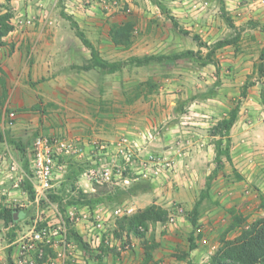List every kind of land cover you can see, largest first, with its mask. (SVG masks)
Returning <instances> with one entry per match:
<instances>
[{"label":"rangeland","instance_id":"1","mask_svg":"<svg viewBox=\"0 0 264 264\" xmlns=\"http://www.w3.org/2000/svg\"><path fill=\"white\" fill-rule=\"evenodd\" d=\"M184 1L0 0V13L9 12L11 14L9 21L13 27L12 30H15L14 33L9 34L11 30L8 35L4 37V44H0V78H3L6 82L10 79V85L12 87L11 99H22L24 95L22 94L19 96V93H21L19 89H23L25 85L34 88L36 84L28 79L26 73L23 75L22 73L17 74L12 72L10 75L3 69L2 65L7 59L13 57L15 51L21 52L22 59L26 60L28 64L34 62V58L36 57V44L42 45V47L45 48L61 44L65 46L70 45L72 48L81 46L85 47L86 51L90 53L91 50L77 35L75 28V23H77L104 58L111 61L121 60L126 62L125 66L120 71L108 76L107 73H104L100 68H92L97 72L94 73V77L90 78L99 83L97 89L104 96H97L95 98L92 97L93 94L90 93V96L86 99L91 104L89 108L100 105L101 109L106 108L121 111L123 107L137 100L139 94L147 95L148 93H153L159 89L162 83H171L172 80H175V82L180 81V86L183 85V90L188 94V98L184 103L187 109L183 108L184 111H187L188 107L192 106L206 109H210L214 106H221L223 109H226L227 107L236 105L237 102H240L241 107L245 109L246 99L241 98V90L242 85L248 77L255 83L259 81L261 90L263 91L264 89V78H260L257 69L260 52L264 43L260 42L259 38L256 37L253 32L247 31L246 26H237L236 24L237 28L230 26L227 18H230L233 22L234 20L228 13L226 0ZM182 5H188L187 10L192 12L193 16L199 18L195 21L196 23L199 22L201 23L200 25H203L202 19H207V17L212 16V19L224 22L225 25L229 27V31L217 35L214 40L209 43L204 39L203 33L197 32L195 29L187 30L184 25L172 15V13L177 12ZM29 17L33 19L30 26L19 23L20 19L26 20ZM114 24L121 26L130 25L129 33L131 44L128 47L116 45L113 42L110 36V30ZM249 24L252 23L250 22ZM195 28L200 29L201 27L197 25ZM182 31H188V33ZM35 32L37 34H35ZM237 33H241L238 44L227 45L216 51L215 57L218 66L213 63L203 65L202 59L198 57L180 55L186 50L198 51L200 49L203 51V55H205L209 48H201V42L213 46L217 41L234 37ZM195 35H199V40L195 39ZM75 48L65 51L58 50L57 53H59V51L63 52L65 54L63 57L70 58L73 61H76V58H78L81 64H70V69L75 73L92 70H83L80 68L87 65L90 61H86L82 51ZM147 55H157L163 58L161 61H155L142 66L135 65V63L129 61L132 56L143 57ZM51 76L52 74L49 72L47 76H43L40 81L49 80ZM262 91L261 99H257L256 101V105L259 106L257 112H254L253 115L250 114L246 116L245 110V117L241 123L245 131L250 130L251 127L255 130L256 133L253 134V138L251 136V139L249 138L248 141L253 139L255 142L254 147L257 151L260 140L264 138V127L260 125L264 119V100L262 99ZM225 95L228 98H224L223 96ZM229 96H232V98L229 99ZM34 98L37 100L35 95ZM8 99L9 98L6 97V99L0 101V111L2 112L0 117V131L6 136V141L0 142V147L3 150H9L15 158L18 157V160H23L24 162L25 152L20 153L19 148L12 143L11 140L18 141L24 145L27 142L30 143L39 135H46L33 126H24V124H27L24 119L28 120L32 118V120H29L31 124L34 118L36 122V113L47 111L49 104L42 103V98H40V101L37 103L40 105L39 109L33 110L32 107L34 105L19 107L13 105L12 102L6 104ZM11 112L15 113L14 117L10 116ZM210 124V129L212 131L216 124H213V121L210 122ZM3 143H7L8 148ZM227 166L228 169L232 171V173H228L227 181H234L235 174L233 167L229 164ZM77 174V168L70 170L68 176L61 185L55 186L49 193V195L57 192L62 194L64 199L60 203L55 202L49 195V200L44 199L40 202L33 203L29 202L31 200L30 197L21 199L17 196V200L12 204L13 206L8 207L6 206L8 196L6 194H0V209L2 207H19L23 209L17 211L18 219L19 215L24 213L23 219L17 224H6L3 220L0 221V249L6 252V254L9 249H12L7 245L10 243L9 240L14 229L17 233L16 240H18L21 236L30 233L33 229H39L42 223H45V225L48 224V221L53 225L52 230L58 228L59 215L56 210L57 208L68 222L67 219L69 218L70 220V212L76 211L79 213V211L86 206L90 210H93L100 204H95L92 208L83 204H70V201H72L71 194L73 193V187L83 189L80 188L75 181V176ZM126 174L133 178H138L134 179L130 184L118 187L109 184L103 185L104 190H107V195H110L111 199L108 198L107 201L102 203H106L111 209L124 204H133L136 207V212H138L149 205L156 204L150 203L151 201L158 200L159 204L157 205L162 206L166 204V207H162L168 211L169 215L170 211L174 209L175 204L183 205L181 202H172L170 199L154 198L151 194H153L152 191L155 185L152 184L149 178L143 177L141 174ZM258 187L259 186H257L254 180L247 188L249 193L245 191V193L251 197V208H249L250 212H248L247 217L248 221L246 219L243 226L231 230L227 235L229 238L238 236L244 227H247L257 218L264 216V214L260 215L258 213L263 206V204L260 205V202H257L261 198V191L258 190ZM206 188L207 185L201 190L199 197L206 191ZM141 192L142 195H135ZM18 193L20 194L21 192L18 191L17 194ZM144 193L149 194L145 200H143L142 197ZM207 195L208 198L205 199L204 216H206L205 219L209 222L202 223L204 235L198 238L201 239L206 237L210 242L203 246L201 255L199 257L192 256L190 260H178L175 258L176 253L185 250L188 242L185 230L186 225L189 224L190 210H186L185 208V215H179L177 222L173 225L164 227L158 223L149 224L147 231L149 238L157 241L156 235H158L162 243L154 252L152 264L155 262H159L160 264H190V261L198 264L203 257L209 261L218 252L221 247L222 234L229 228L231 222L229 219L227 220L226 215L229 214L228 212H213L212 208L217 206V202H215V199H211L209 192ZM24 202H27L28 206H22L21 204ZM53 204H56V209ZM168 215L166 220L161 222H166ZM120 220L122 221V219L111 220L107 228L108 231L115 233V236L120 240L122 245L125 246L126 244H130L129 249L120 248L119 245H104L100 249H91L87 252L69 237H67L66 241L67 244L71 245L65 246L62 241L63 236H61V230H59L60 232L54 235L53 239L59 241V250L62 251L63 256L60 257L57 255L51 264H132L131 257H133V262H135L133 264H143L145 256L143 239L133 233L128 234L126 229H121L119 227ZM70 222L79 233H82V225H78L73 220H70ZM189 225H191V222ZM117 229L118 232L121 233V237L116 234ZM67 230L69 231V225L67 226ZM179 230L184 232H179ZM136 238H138V240ZM174 238L176 240H174ZM171 242L178 243V245L174 246Z\"/></svg>","mask_w":264,"mask_h":264},{"label":"crops","instance_id":"2","mask_svg":"<svg viewBox=\"0 0 264 264\" xmlns=\"http://www.w3.org/2000/svg\"><path fill=\"white\" fill-rule=\"evenodd\" d=\"M226 6L229 15L237 26H246L247 31L253 32L259 38V41L264 43V31L260 26H253V23L264 25V0H226ZM187 7L188 5H182L172 15L187 30L195 29V31L203 33L204 39L209 43L217 35L229 31V27L224 22L212 19V16L202 19L204 26L200 25L201 23L199 22L196 23L195 21L199 18L193 16L192 12L187 10ZM250 22L252 24H249ZM197 25L201 28H195ZM35 34L37 33L35 32ZM74 48L70 45L65 46L62 44L45 48L42 45L36 44V57L32 64H28L26 60L22 59L21 52L15 51L13 57L7 59L2 65L3 69L10 75L12 72L17 74L22 73L23 75L26 73L28 79L36 84L34 88L25 85L23 89H19L21 91L19 96L23 94L24 98L11 99L12 87L9 79L6 82L7 98H9L6 104L12 102L13 105L19 107L24 105L31 106L37 104L40 98H42V103L49 104L47 111L36 113V122L33 118V123L30 124L29 120H32V118L28 120L24 119L27 123L24 126H33L48 136L78 137L97 143L103 141L114 142L119 137L127 136L135 140L139 145L137 160L130 164L129 173L133 175H139L138 173L143 171L141 161L151 153L167 155L174 162V169L161 177L160 184L153 187V194L151 195L154 198H165V200L170 199L172 202H181L186 210L190 211L200 198L199 194L207 185L209 177L212 176L209 195L211 199H215V202H217V206L212 208L213 212L224 211L227 213L228 209L234 207L240 213L243 212V216L248 221L247 217L248 212H250L249 208H251V197L245 191L249 193L247 188L255 180L257 186H259L258 190L261 191V198L257 202H260V205L263 204L258 213L260 215L264 214V138L260 140L257 151L254 147L255 142L253 139L248 141L249 138L251 139V136L253 138V134L256 133L255 130L251 127L250 130L245 131L241 124L245 117V110L246 116H249L257 112L259 108L256 105L257 99H261L262 90L259 81L249 90L248 96L243 98L246 99L245 109L240 108L239 118L231 129L230 135L233 166L228 161L227 163L231 167H235L243 176V179L227 181L228 173H232V171L228 169L226 160L224 168L217 171L215 140L218 137L211 134L210 122L213 121V124H216L228 116L233 106L226 109H223L221 106H214L210 109L193 106L188 107V110L184 111L183 108L187 109L184 103L188 98V94L183 90V85L180 86V81L175 82V80H172L171 83H162L159 89L153 93H148L147 95L139 94L137 100L123 107L121 111H116V109H101L100 105L89 108L91 104L86 99L90 96V93L95 98L104 95L97 89L99 83L90 78L94 77V73L97 71L92 69L75 73L70 69V64H81L78 58H76V61H73L70 58L63 57L65 55L63 52L59 51L57 53L58 50L65 51L73 50ZM75 49L82 51L86 61L90 60L91 52L86 51L85 47L80 46ZM49 72L52 74L51 78L40 81ZM3 93L4 88L0 83V101L2 100ZM34 95L37 100L34 98ZM223 97L228 98L226 95ZM231 98L232 96H229V99ZM0 114H2L1 111ZM260 125L264 127V119ZM150 135L155 137L150 138ZM32 141L25 143L26 145L24 144L25 150L31 145ZM89 150L90 148L88 147L87 151ZM19 151L22 153L20 149ZM68 162L69 171L77 168L78 174L75 176L77 185L83 188L82 190L85 192H94V183L85 175L89 161L69 159ZM61 183L57 182L55 186L61 185ZM109 185L118 187L121 186V183ZM5 190L8 196L6 201V206L8 207L13 206L12 204L17 200V196L21 199L29 198L24 188L20 194H17L18 190L12 189L11 185L7 184L0 188V194H3ZM135 195H142V192ZM148 195L144 193L142 196L143 200ZM29 202L33 203L36 201L34 199ZM150 203L159 204V201L155 200ZM205 204L204 200L199 218L200 226L196 234L201 232L204 235L202 223L209 222L205 219L206 216H204ZM21 205L28 206L27 202ZM162 206L166 207V204ZM226 216L227 220L229 219L231 222V214L229 213ZM188 223L190 224L189 220ZM189 224L186 225L185 230L188 238L193 231L192 224ZM179 232L183 233L184 231L179 230ZM147 237L149 238L148 234ZM204 238L206 237L197 239L198 246L191 252L190 257H199L201 255L202 248L205 246V243H203ZM136 239L138 240V238ZM156 239L161 242L158 235H156ZM206 239L210 242L208 238ZM174 240L176 239L174 238ZM16 242L17 240L7 245L12 248L10 251L12 257L18 254ZM171 244L174 246L178 245V243L172 242ZM188 250L189 240L185 247V251ZM8 255L9 251L6 254V252L0 249L1 261L6 262L5 260H7ZM131 263H135L133 262V257H131Z\"/></svg>","mask_w":264,"mask_h":264},{"label":"built area","instance_id":"3","mask_svg":"<svg viewBox=\"0 0 264 264\" xmlns=\"http://www.w3.org/2000/svg\"><path fill=\"white\" fill-rule=\"evenodd\" d=\"M32 22L33 19L30 17L19 21L20 24L28 26ZM14 32L15 30H12L9 34ZM10 116L14 117L15 113L11 112ZM154 137L150 135V138ZM3 144L8 148L7 143ZM138 146L135 140L127 136L119 137L114 142L97 143L78 137L39 135L25 151L24 162L17 160L9 150L0 147V188L9 184L12 189L21 192L22 184L28 179L35 191V201L49 200L48 195L56 183L63 182L69 173V159L89 161L85 175L93 183L127 185L136 179L126 173L130 171V164L137 160ZM88 147L89 151H87ZM141 165L143 171L138 174L149 178L156 186L160 184L162 176L174 169V162L167 155L159 153H151L147 158L142 159ZM3 194H7L6 190ZM54 207L56 209L57 206ZM56 210L59 215L58 228L52 230L53 225L48 221V224L42 228L33 229L30 233L21 236L16 242L18 254L13 257L14 259L12 258L14 264H37V257H44L47 246L56 251V256H63L62 251L59 250V241L54 240L53 236L61 230L64 245H71L66 241L68 222L58 208ZM135 212L136 207L133 204H124L111 209L106 203H100L93 210L86 206L79 213L70 212L69 217L78 225H82L80 234L92 250L100 249L104 245H119L120 248L129 249L130 244L122 245L115 233L108 231L107 226L111 220L129 217ZM181 214L185 215V207L175 204L167 221L160 224L164 227L173 225ZM140 229L144 228L140 227ZM203 243L207 244L208 240L204 238ZM56 256L49 257L43 264L53 263ZM208 262V259L203 257L198 264Z\"/></svg>","mask_w":264,"mask_h":264},{"label":"trees","instance_id":"4","mask_svg":"<svg viewBox=\"0 0 264 264\" xmlns=\"http://www.w3.org/2000/svg\"><path fill=\"white\" fill-rule=\"evenodd\" d=\"M11 14L9 12L0 13V44H4V37L8 35V33L12 30V25L10 24ZM71 18V17H70ZM229 24L233 28H237L235 23L227 18ZM254 27L260 26L262 30H264V25H260L258 23H253ZM130 25H116L114 24L110 30V36L112 37L113 42L116 45H124L128 47L131 44L130 41V33H129ZM75 28L77 35L82 40V42L91 50V58L90 64L84 65L80 68L83 70H89L92 68H100L104 73L113 74L120 71L126 64L125 61H111L109 59L104 58L100 51L94 46L92 41L86 36L83 30L80 29L79 25L75 23ZM188 33V31H182ZM241 37V33H237L234 37H229L225 39H221L217 41L213 46L208 43L201 42V48L207 47L208 52L203 55V51L200 49L198 51L194 50H186L183 51L181 56H189V57H198L202 59V64L207 65L213 63L218 66L217 59L215 57V53L218 49L227 46V45H236ZM195 39L199 40V35H195ZM162 56L157 55H147V56H132L129 61L131 63H135V65L142 66L155 61H161ZM257 69L260 74V78H264V46L261 49L259 56V63L257 64ZM0 83L4 88L2 99H6V81L3 78H0ZM264 83V82H263ZM255 84L254 81L248 79L242 85L241 90V98H246L248 96L249 89ZM139 96V95H138ZM262 99L264 100V89L262 91ZM40 107L39 104H35L32 109L38 110ZM240 102H237L236 105L232 107L228 116L224 117L220 120L216 126L212 129L211 134L218 137L215 141L216 144V164L217 171L224 168L225 160L228 161L233 166V159L231 155V129L233 128L235 122L239 118L240 112ZM1 117V114H0ZM6 141V136L4 133L0 131V142ZM22 152H25V147L22 143L11 140ZM233 171L235 174L236 180H242L243 176L237 171L235 167H233ZM227 176V175H226ZM228 177V176H227ZM211 179L212 176L209 177V181L207 183L206 191L203 192L200 198L196 201L193 209L189 213V221L193 226V231L191 232L188 240H189V250L181 251L176 253L175 257L178 260H190V255L193 250L197 248V239L202 236V233H198L197 229L200 226L199 218L201 214V207L206 198H208V192L211 187ZM24 189L28 191L29 197L31 200L35 199V191L33 185L30 180L24 181L22 184ZM102 186V187H101ZM95 191L94 192H85L82 189H77L73 187L72 201L70 204H83L88 205L89 207H94L95 204L105 202L111 199L110 195H107V190L103 188V185H99L94 183ZM112 194V193H111ZM49 196L55 201L60 203L63 201L64 196L60 193H51ZM23 209L16 208H8L2 207L0 209V221L3 220L6 224L15 223L17 224L23 217L24 213L19 215V219L15 220V212L21 211ZM228 212L232 216V221L228 229H226L221 237V247L218 252L209 260L208 264H264V216L257 218L253 222H251L247 227H244L241 233L234 237L229 238L228 233L238 227L243 226L246 222V217L243 216L236 208L228 209ZM168 215V211L164 209L162 206L157 204H152L145 207L142 210H139L135 214L129 217L122 218L120 220L119 227L121 229H126L128 234H135L136 236L143 239V247H144V261L143 264H152L154 259V252L157 248L161 246V242L156 241L154 239H150L147 237V231L150 223H158L161 221H165ZM68 225V237L73 239L79 246H81L85 251H90L91 248L85 242L83 236L78 232V230L71 224L69 218ZM45 223L40 225L42 228ZM140 227L144 229L141 230ZM116 234L121 237V233L116 230ZM17 239V233L15 229L11 234V238L9 240L10 243L14 242ZM11 249H9V255L7 261H1L0 264H14L13 259L10 254ZM56 256V251L53 248L46 247L45 254L43 258L37 257V264L45 263L49 257ZM154 264H160L159 262H155ZM190 264H196L193 261H190Z\"/></svg>","mask_w":264,"mask_h":264},{"label":"water","instance_id":"5","mask_svg":"<svg viewBox=\"0 0 264 264\" xmlns=\"http://www.w3.org/2000/svg\"><path fill=\"white\" fill-rule=\"evenodd\" d=\"M15 220H18V213L15 212Z\"/></svg>","mask_w":264,"mask_h":264}]
</instances>
